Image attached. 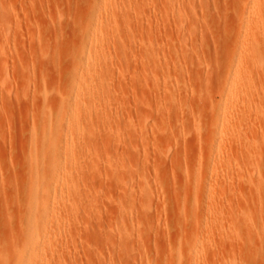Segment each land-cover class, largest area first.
<instances>
[{"label": "rangeland", "instance_id": "rangeland-1", "mask_svg": "<svg viewBox=\"0 0 264 264\" xmlns=\"http://www.w3.org/2000/svg\"><path fill=\"white\" fill-rule=\"evenodd\" d=\"M248 2L0 0V264H264Z\"/></svg>", "mask_w": 264, "mask_h": 264}, {"label": "bare ground", "instance_id": "bare-ground-1", "mask_svg": "<svg viewBox=\"0 0 264 264\" xmlns=\"http://www.w3.org/2000/svg\"><path fill=\"white\" fill-rule=\"evenodd\" d=\"M9 2V1H8ZM259 2H260V0H249V11H250V14L252 13V14H254L256 11H257V7L259 8ZM262 3H263V5H264V2H263V0H262ZM262 5V6H263ZM263 8V7H262ZM262 8H261V10H262ZM261 10H259L258 9V12L260 11L261 12ZM257 12V13H258ZM260 14H262V12L261 13H259V18H260ZM257 15V14H256ZM256 15L254 16V17H256ZM247 18H250V17H248V15L246 16ZM262 18H263V14H262V16H261ZM245 18V17H244ZM245 21V20H244ZM262 21H264V19L262 20V19H260L259 21H256L255 22V24L254 25H250V26H248L249 28H247L246 26L245 27H243V28H246V31H247V33H249V35H252L253 33V35H257V36H254V37H256V38H254L253 36H251L252 38H253V43H251V44H253V46H250V44H248L247 45V43H246V45H245V47L244 48H241V50H242V52H243V54H244V56L245 55H247L246 57H244L243 55H241L240 56V59H239V61H238V63H236V68H233V70L231 71V72H229V79H230V87H231V89H232V91H240V92H243V90L245 91L244 93H248V90H249V88H248V86H250L249 84H250V80H249V76L251 75L250 73H251V70H254V68L256 69L255 71H253V72H256V71H259L260 69H259V67H258V65H259V62L261 61L262 62V65H263V61L262 60H260L259 61V54H260V50L262 49V48H264V46L261 44V43H264V32H263V35H262V31L264 30V27L262 28V23L264 24V22H262ZM247 22V21H246ZM254 22V21H253ZM252 24V23H251ZM247 25V24H246ZM254 26V27H253ZM250 27H252V29H250ZM263 29V30H260L261 28ZM250 29V30H249ZM245 31V32H246ZM260 31H261V34H260ZM246 34V33H245ZM260 35H261V37H260ZM260 38V39H259ZM259 39V40H258ZM249 41V40H248ZM250 42V41H249ZM262 45V46H261ZM247 47V48H246ZM262 50H264V49H262ZM93 52H95V48H94V46H93V44H92V42H90V46L88 47V55L89 56H91V55H93ZM263 52V53H262ZM261 52V54H264V51H262ZM259 57V58H258ZM262 58H264V56H261ZM261 59V58H260ZM261 62H260V65H261ZM262 68H263V66H262ZM257 73V72H256ZM260 74H261V71L259 72ZM254 75V74H253ZM256 77H257V75H256ZM259 77H260V75H259ZM87 78H88V76H87ZM94 78V77H93ZM254 79V78H253ZM256 79V78H255ZM257 79H258V77H257ZM260 79H261V77H260ZM251 82H252V80H251ZM261 82H263V81H261ZM255 83H257V82H255ZM259 83V82H258ZM88 85H89V83H88ZM252 85H253V83H252ZM251 85V86H252ZM257 85H260V84H257ZM257 85L255 86L256 88H257ZM246 86H247V88H248V90L246 89ZM252 87H254V86H252ZM261 88V87H260ZM253 89H255V88H253ZM252 89V90H253ZM259 89V88H258ZM262 89V88H261ZM256 90V89H255ZM250 91V90H249ZM259 91V90H258ZM260 92V91H259ZM97 93V92H96ZM250 94V93H249ZM261 96V95H260ZM244 107V106H243ZM244 110V109H243ZM242 110V111H243ZM245 111V110H244ZM246 112V111H245ZM223 114H227V113H223ZM225 115H223V120H220L221 122H222V126L223 125H225L226 126V124L224 123V122H226V117H225ZM242 115V114H241ZM243 115H244V112H243ZM221 118V119H222ZM258 120V119H257ZM264 120V119H263ZM256 121V120H255ZM255 121H253V122H255ZM258 123V122H257ZM256 123V124H257ZM253 124V123H252ZM260 124H261V122H260ZM263 126V125H262ZM222 128V127H221ZM264 130V129H263ZM257 188V187H256ZM37 191V193H34V194H38V190H36ZM38 196L36 195V197L35 198H37ZM54 199H56V190H55V186H52V187H50V190H49V192H48V194H47V200H49V201H52V200H54ZM198 252H199V250H198Z\"/></svg>", "mask_w": 264, "mask_h": 264}]
</instances>
